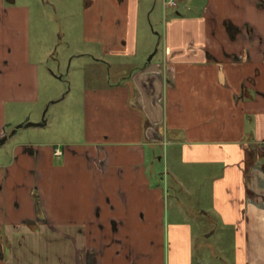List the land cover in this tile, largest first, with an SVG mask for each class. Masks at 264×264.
Segmentation results:
<instances>
[{
  "label": "crops",
  "instance_id": "crops-1",
  "mask_svg": "<svg viewBox=\"0 0 264 264\" xmlns=\"http://www.w3.org/2000/svg\"><path fill=\"white\" fill-rule=\"evenodd\" d=\"M77 3L74 56L117 73L82 87L52 137L19 106L41 102L49 61L33 50L32 4L0 0V264H190L156 166L170 148L225 163L214 199L239 233L237 264H264V0Z\"/></svg>",
  "mask_w": 264,
  "mask_h": 264
},
{
  "label": "rangeland",
  "instance_id": "rangeland-1",
  "mask_svg": "<svg viewBox=\"0 0 264 264\" xmlns=\"http://www.w3.org/2000/svg\"><path fill=\"white\" fill-rule=\"evenodd\" d=\"M28 1L32 4L33 50L36 49L37 54L47 51L49 61L46 58L41 70V102L37 105H19L20 112L25 118L23 122L28 123L46 115L49 122L42 125V129H47L52 137H59L63 132L59 122L78 107L82 87L94 84L97 74L109 81L117 70L96 65L87 56H74L76 50L83 46L78 31L77 0H57L55 5L48 0ZM175 8L165 9L169 13ZM155 17L152 20L156 23L155 28L162 33V13ZM156 40L159 44L158 36ZM50 99L55 101L50 106H44L45 100ZM33 131V127H23L18 137L29 139ZM157 153L162 155L163 149L158 148ZM156 166L166 172L163 185L170 224L186 227L184 232L189 233L191 238L187 252L190 264H237L239 233L234 229V224L223 222L214 199L215 180L221 176L225 163L217 160L188 162L183 160L179 151L170 148L166 161L163 159ZM170 237L171 240L172 235Z\"/></svg>",
  "mask_w": 264,
  "mask_h": 264
},
{
  "label": "built area",
  "instance_id": "built-area-1",
  "mask_svg": "<svg viewBox=\"0 0 264 264\" xmlns=\"http://www.w3.org/2000/svg\"><path fill=\"white\" fill-rule=\"evenodd\" d=\"M179 0H166V3L171 7H176L178 5ZM62 149L60 147L55 148V154L61 155Z\"/></svg>",
  "mask_w": 264,
  "mask_h": 264
}]
</instances>
